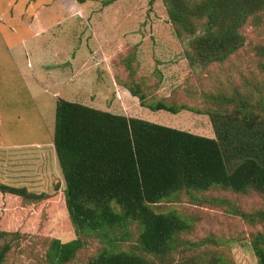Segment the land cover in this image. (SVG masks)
<instances>
[{
  "label": "rangeland",
  "instance_id": "obj_1",
  "mask_svg": "<svg viewBox=\"0 0 264 264\" xmlns=\"http://www.w3.org/2000/svg\"><path fill=\"white\" fill-rule=\"evenodd\" d=\"M61 1L70 2L0 0V183L39 197L34 202L0 195V230L22 236L6 264H48L50 243L73 233L59 210L65 190L53 144L59 99L207 138H215L213 123L197 110L214 109L211 104L218 97L227 104L226 98L236 95L237 103L247 100L261 109L264 101V11L241 29L242 49L225 63L202 67L190 64L191 37L176 36L164 0H124L117 6L104 5L110 0H81L86 4L81 15L88 18L65 21L69 10L61 8ZM35 15L47 27L37 36L29 28ZM65 52L74 53L76 61L62 62L57 53ZM88 52L94 58L85 74L90 78L71 86L72 70L83 64ZM110 81L119 96L112 88L108 91ZM127 87L137 89L147 104L162 100L188 109L176 115L152 112ZM124 89L127 92L121 93ZM219 107L226 108L218 104L215 109ZM161 208L177 210L192 225L181 236L174 264L197 256L207 264L217 258L228 264H258L251 240L264 226L247 223L239 212L263 210L264 198L216 188L183 195ZM133 242L123 247L130 250ZM101 247L97 239L89 240L70 264H88Z\"/></svg>",
  "mask_w": 264,
  "mask_h": 264
},
{
  "label": "trees",
  "instance_id": "obj_2",
  "mask_svg": "<svg viewBox=\"0 0 264 264\" xmlns=\"http://www.w3.org/2000/svg\"><path fill=\"white\" fill-rule=\"evenodd\" d=\"M164 3L176 36L191 37L190 64L202 67L225 63L242 49L241 29L264 11V0ZM199 24L202 30L197 32ZM127 88L153 112L176 115L188 109L162 100L147 104L137 89ZM235 98H226L224 104V97H218L211 104L214 109L196 111L210 117L215 138L59 99L53 142L65 182L59 210L73 233L50 243L47 263L70 264L89 240L97 239L102 247L88 264H174L181 236L192 225L177 210L162 211L163 204L216 188L264 198V101L261 109L247 100L239 104ZM218 104L226 108L215 109ZM0 195L39 200L26 189L1 183ZM239 214L251 225L264 226V209ZM21 239L20 233L0 230V264H6ZM133 240L132 249L123 247ZM251 246L258 264H264V228L252 235ZM185 264L207 263L197 256ZM209 264L228 262L217 258Z\"/></svg>",
  "mask_w": 264,
  "mask_h": 264
},
{
  "label": "crops",
  "instance_id": "obj_3",
  "mask_svg": "<svg viewBox=\"0 0 264 264\" xmlns=\"http://www.w3.org/2000/svg\"><path fill=\"white\" fill-rule=\"evenodd\" d=\"M123 1L124 0H116L114 2L115 3L114 5L117 6V4H122ZM81 2H82L81 0H70V2L61 1V3H60L61 8L63 10H69V11H66V13H67L66 15L67 16H66V18L63 21L68 20V19H70L72 17H74V18L76 17V18H78L80 20L88 18V16H86V15H84V16L81 15V13H86V11L83 9L86 6V4H84V2H82V3ZM76 13H79L80 15L76 16L75 15ZM35 26H37V28H34ZM29 28H31V30H34L35 32H37L35 34L36 36L39 35L40 33H44L45 31H47V27L42 25V21H41L40 15H35L34 17L31 18V23L29 24ZM127 39L128 38L125 37V41H123V42H126ZM135 40H137V39H135ZM120 44H122V42H120ZM57 54L59 56H62L61 61L65 62L66 64H71V62L73 63V62L76 61L75 58H74L75 54L72 53V52L57 53ZM90 55L91 54L89 53L88 58H86V60L83 62L82 65L77 64V68H75V70H72L71 79L69 80V82L72 83L71 86H74V83L77 85V82H80L81 80L84 81V78H86V80H88V78H90L89 75H85V74H87L89 72V71H86V70H88V66H89V63H91V59H94ZM76 63H78V62H76ZM60 64L65 65L64 63H60ZM83 68H84V71L80 72V70H82ZM91 69L93 71L96 70L95 66H93ZM58 70H59V68H58ZM107 77H108V75H107ZM94 80L96 81V79H94ZM110 84H111V86H110ZM105 86H106V84H105ZM113 86H116L115 83L112 84V81H110L109 87L107 88L108 91L111 90V88H112V90L117 91L116 89H113L114 88ZM117 88H118V86H117ZM123 92H127V90L121 91V93H123ZM117 94L119 96L120 90L117 91ZM123 97L125 99L127 98L125 95H123ZM160 125H162V124H160ZM180 130H182V129H180ZM182 131H184V130H182ZM189 133H192V132H189ZM192 134H196V133H192Z\"/></svg>",
  "mask_w": 264,
  "mask_h": 264
}]
</instances>
